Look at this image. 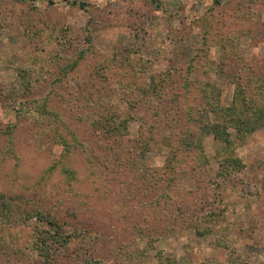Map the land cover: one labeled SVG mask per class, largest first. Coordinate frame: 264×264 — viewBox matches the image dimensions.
<instances>
[{
    "label": "rangeland",
    "instance_id": "374dc122",
    "mask_svg": "<svg viewBox=\"0 0 264 264\" xmlns=\"http://www.w3.org/2000/svg\"><path fill=\"white\" fill-rule=\"evenodd\" d=\"M119 80L134 92L114 83L105 108H94L91 85ZM151 82L165 99L160 131L141 109L130 113L124 140L102 144L93 123L107 110L129 114L114 94L140 102ZM237 97L241 110L264 116V0H0V264H264V128H227L226 143L202 130L215 120L213 105ZM137 117L150 124L146 147ZM170 120L207 167L197 168L200 151L187 145L174 156L184 167L169 170L174 151L159 138ZM60 135L69 156L54 143ZM226 156L229 177L217 162ZM34 210L72 234L51 263L14 252L37 225L18 218Z\"/></svg>",
    "mask_w": 264,
    "mask_h": 264
},
{
    "label": "trees",
    "instance_id": "16d2710c",
    "mask_svg": "<svg viewBox=\"0 0 264 264\" xmlns=\"http://www.w3.org/2000/svg\"><path fill=\"white\" fill-rule=\"evenodd\" d=\"M34 1V0H33ZM39 1H49V0H39ZM125 65H127V63L125 62ZM124 65V66H125ZM92 77H100L101 74H98L94 71H92L91 73ZM133 83L135 82V80H132ZM115 83V85H117L116 87L113 88V84ZM132 83V82H131ZM132 83V84H133ZM131 84V85H132ZM107 87L103 88V90L101 89H96L94 86L91 85V93H89V96L91 97V99L94 100L93 102V107H97L99 106L101 109H104L105 106L103 105L105 102V97L106 94H108V92H110L109 88H113L116 90H127V91H131L134 92L133 88H131L132 86L129 87V85L125 82L122 81H115L112 84L110 83H106L105 84ZM150 86L152 87L151 90L149 91H144L143 95H142V100H140V102H131L130 100H128V98H125L119 94H114L115 99H122L123 101L125 100V103L128 105L129 108V114H127L128 116L125 118H122L120 116H118L116 113L111 112L110 110H107L108 115L104 114L105 116H102L100 119L96 120L93 125H96L95 127L98 129V135H99V141L106 144H115L118 143V140H124V137L127 134V123H129L130 121H133L134 118L133 116H130V113H134L138 110L144 109V111L146 113L149 114V117H153V118H157V122L155 124H152V126L155 128H153V131H160L158 130V127L156 125L160 124V122L162 121V119L164 118V114L163 111L165 110L163 102H165V99L159 94V89H157L156 84L153 82L150 83ZM205 86V85H204ZM121 88V89H120ZM204 89V87H203ZM156 93V94H155ZM104 94V95H101ZM155 96V97H154ZM158 99L155 101L154 98ZM235 98L234 99V103L233 106L231 107H221L218 106V104H215L212 106V110H210V113L212 114V116L215 117V120L213 122L206 123L203 126V131L206 129L207 131L212 130L213 132L211 133L214 139H220V137L222 135H226V129L230 128V127H234V128H240L245 134L251 133L259 128H264V116L262 115V113H258L254 110L253 107H245L244 110L240 109V104H239V100L244 102V98ZM114 99V100H115ZM203 100H207L209 102L208 98L203 97ZM104 102V103H103ZM166 102L169 103L170 101H168L166 99ZM248 103V102H247ZM43 107V106H42ZM264 107V106H263ZM245 109H249L248 112H250V115L248 116V119H245ZM187 115H190V109H187ZM264 110V109H262ZM41 111H46L45 108H41ZM202 111V110H201ZM50 111H48L49 113ZM206 113H209V111H203ZM104 113V112H103ZM110 113L112 115H110ZM187 116V123H189V119L190 117ZM138 118V117H137ZM135 118V119H137ZM152 118V119H153ZM199 118V117H198ZM138 119H140L139 121H142L143 126L139 128V146H141V141L144 143L143 147H146V143H149L150 141H148L149 139L151 140L152 138L150 137V134L147 135V132L144 131V128H150V124L149 122L142 117H139ZM38 125V124H37ZM94 127V126H93ZM222 127V128H221ZM216 128V130H215ZM221 128L222 129V133H221ZM162 131H163V135L159 134V136L162 135V137H160L159 139H165V142H169L170 144H168L170 146V148L172 149V152L174 151V155L172 156L173 158L171 159V161H169L167 163L168 166H170L169 170L175 172V167L182 165L181 161L183 159H181V157H177L175 158V154H176V147L178 146H183L186 147L188 145V149L191 150H198L200 151L199 145L198 148L196 147V145L193 146V148H191V140L192 138H188L187 133L186 132H179V128L177 127V125L174 123L173 124V120H170V122H167L166 124H164L161 127ZM205 130V131H206ZM152 131V133H153ZM144 133V134H143ZM209 133V132H208ZM143 134V135H142ZM164 134H168V137H165ZM176 134H180L179 138L176 136ZM8 140L12 137V132L11 130H8L3 134ZM147 136L146 138H144L145 136ZM158 136V137H159ZM74 139V143L75 145H79L81 146V154L86 155V160H87V165H92L93 164V158L90 157L88 154V149L85 148L84 144L82 142H80L78 137H73ZM227 140H223L224 143H226L227 141H229L228 137L226 138ZM57 140L59 142H55V144L60 145L64 150L63 152H65L66 156H69L70 154V149L68 147L67 144V140L63 139L62 136L60 135ZM129 142V141H128ZM132 143H134L135 141H130ZM137 142V141H136ZM122 144V143H121ZM116 145V144H115ZM197 148V149H196ZM73 150V147H72ZM75 151V150H74ZM229 151V150H227ZM231 151V150H230ZM73 152V151H72ZM198 155H200V159L197 162V168L202 169L205 166L207 167V160L205 159L203 152L200 151V153H197ZM232 158V157H231ZM231 158H221L220 160H218V164H221V169H220V174L219 175H223L226 177H229L228 175H230V167H233V163ZM235 160V159H233ZM92 161V162H91ZM237 163H240L239 159L237 160ZM62 163V162H60ZM189 164H186L184 169H188L189 166H187ZM180 167H184L180 166ZM60 172H63L65 174H67L68 176L72 175V170H69V168H67L63 163L61 164L60 167ZM207 171V175H209V177L211 178L212 176V169L209 167L206 169ZM153 171H149L148 173H145V175L142 178H148L150 177L153 173ZM219 175H214V179L217 178ZM194 178V176H193ZM210 178L208 180H206L205 182L210 181ZM213 179V178H211ZM217 180V179H216ZM212 185L214 186V188H218V183H214L212 182ZM164 195L166 197L167 193L165 192V194H160L159 198H156L154 200L155 203H157L161 196ZM13 201V198L10 197L7 200L4 199V202H6L9 206L10 203ZM153 202V204H155ZM8 206V208H9ZM2 208H5V205H1ZM26 217L24 218H18V220L20 219V222H25V219H27V216L30 218H33L37 221V225H35V229L33 230V235L29 238V245L22 247L21 248H15L14 252L15 255H18L21 257L22 262L24 261H29V260H35V259H41L43 258L45 261H48L49 263H51L52 261H56L57 257L60 254V250L62 249H67L69 244L72 243L71 238H72V234H65V230H64V226L62 225V223H60L59 221L55 220V218H53L50 214H45L43 212H40L39 210H34L32 213H28L27 215H25ZM39 223H46L49 226V229H44V228H40L38 226ZM8 228V227H7ZM36 264L38 263L37 261H34Z\"/></svg>",
    "mask_w": 264,
    "mask_h": 264
}]
</instances>
